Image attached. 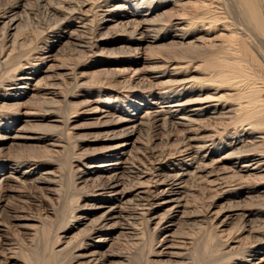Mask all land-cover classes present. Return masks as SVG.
I'll list each match as a JSON object with an SVG mask.
<instances>
[{"label": "bare ground", "instance_id": "bare-ground-1", "mask_svg": "<svg viewBox=\"0 0 264 264\" xmlns=\"http://www.w3.org/2000/svg\"><path fill=\"white\" fill-rule=\"evenodd\" d=\"M4 1L0 7V143L8 131H15L12 141L29 148L0 158V191L7 185L20 186L19 196L25 198L22 203L39 206L43 197L26 189L54 186L47 191L56 199L44 217L31 216L39 226L30 225V232L22 233V244L15 239L13 229L28 220L27 206H0V264H38L41 258H48V264H139L140 256L136 257L140 258L138 263L132 260L133 251L144 255V264H264V0ZM168 7L172 8L167 11ZM107 26L110 36L97 38L96 32ZM196 29L199 34L190 37L189 32ZM59 31L65 32L60 36ZM115 36L120 46L103 53L101 45L112 42ZM55 45L62 46L55 57L47 55ZM144 52L145 61L160 64L148 75L139 74L142 69H131ZM159 53L163 56L153 57ZM96 56L101 59L96 62L101 69L78 74L82 64L90 58L93 64ZM48 60H60L56 68L65 71L61 78L47 74L38 79L31 98L18 103V99L31 95L30 81L35 73L44 71ZM116 64L112 71L102 67ZM190 69V75L181 74ZM94 73V78L85 80V75ZM194 73L204 79L195 81ZM81 88L88 89L92 97L72 104L69 98L78 97ZM96 94L102 107L88 111L101 112L106 120L134 125L99 140L106 146L78 155L70 121L79 117V106L95 103L91 98ZM151 98L155 99L152 104ZM153 104L158 110H150ZM18 106L25 107L24 115L32 121L47 125L15 128L23 118ZM139 110H144L140 118L135 117ZM127 115L135 119L126 120ZM176 118L181 121L170 122ZM137 125L146 129H137ZM178 126L184 129L177 130L180 135L169 148L156 150L147 143L143 149H126L138 130L141 138L147 136L150 142L160 129L169 137ZM205 126L209 130L203 131H210L206 136L191 133ZM120 140H124L122 145ZM22 141L32 144H19ZM214 155H220L217 167L209 163ZM84 157L91 159L92 166L82 176L73 163ZM181 161L184 165L178 169ZM227 161H231L230 166ZM22 165L27 166L24 172ZM185 165H193L188 174L183 171ZM47 167L51 170L43 174L40 170ZM6 172L11 173L3 175ZM213 176L216 178L210 181ZM157 188H164V194L157 193ZM207 188L215 190L213 200L205 196ZM107 189L115 190V204L109 212L83 224L86 217L74 214L82 209L78 206L80 196L90 192L102 195ZM226 194L244 202L237 208L243 213L232 228L235 232L227 230L235 214L224 218L210 214L214 199ZM163 195L168 199L161 201ZM168 203L175 205L156 218L158 209ZM179 207L184 210L183 219L175 223L173 212ZM50 213L58 215V223L52 221ZM155 219L158 222L152 229L150 224ZM117 224L121 231L111 233ZM244 233L248 236L242 237ZM96 237L100 245L89 251ZM43 238L42 253L32 260L25 250L38 247L25 245ZM65 239L68 242H63ZM159 244L183 252L172 253L177 259H157L164 253L156 252ZM115 245L119 246L117 251ZM257 255H261L259 261L251 262L250 257Z\"/></svg>", "mask_w": 264, "mask_h": 264}, {"label": "rangeland", "instance_id": "rangeland-1", "mask_svg": "<svg viewBox=\"0 0 264 264\" xmlns=\"http://www.w3.org/2000/svg\"><path fill=\"white\" fill-rule=\"evenodd\" d=\"M5 4H6V1L3 0V2L0 5V7L4 6ZM171 8L172 7H168V8H166V10L169 11V9H171ZM78 25H80V24H78ZM109 27L110 26L103 27V29L98 30L96 32L97 38L98 37L99 38H102V37L110 36L111 32L108 31V28ZM62 28L65 29V26H63ZM63 32H65V31H61V32L59 31V34L60 33H63ZM106 33H108V35L104 36L103 34H106ZM189 34H190V37H194V36L198 35L199 32L196 29V30L190 31ZM62 35H64V34H62ZM60 36H61V34H60ZM116 37L117 36L113 37L112 42H108L106 45H104L105 43L103 45H101L100 49H104L103 53H109V52L113 51V49L115 47H119L120 46V42L115 41ZM108 38L111 39V37H108ZM161 43H163V42H161ZM135 44H138V42H136ZM54 47H55V49L48 51V52H51V53H48L47 55H51V56L53 55L55 57V55L59 51V48H61L62 46L59 47V45H55ZM160 54L161 53H159L157 55H154L153 57H161V56H163L162 54L161 55ZM39 56H42V55H39ZM108 57H110V56H108ZM146 57H147V54L145 52L144 53H141V55H140V58H142L141 61H139L138 64L133 65L131 67V69H138V70L142 69V70L139 71V74H140V72H143L142 75H144V74L148 75L151 72H153V71H150L152 68L160 65L158 62H155V60L154 61H150V62L145 61V58ZM107 59H109L111 62H116L117 61L116 58H107ZM138 59H139V56H138ZM138 59H136L135 62H138L137 61ZM86 61L87 62H85V63L82 64L81 69L77 70L78 74H84V73H87V72L92 73V72H95V71H98L99 69H101V68H98V67H101V66L100 65H97V63H96V62H101V59H99V57L96 56V60L93 62V64H92V61H93L92 58H90L89 60H86ZM58 64L60 66V60L58 62H56V63H55V61H49V60L46 61V63L43 65V70L44 71L43 72H39L38 71V73H35V78L30 81V85L31 86L28 87V91L31 93V95L23 96L22 98L18 99L17 102L18 103H25L26 101H28L31 98L32 94L35 92V91H31V90H34L36 88L34 86L35 83H36V81L38 79L42 78V77H46L47 74L48 75H53V76H58V78H61L60 77V74H63L65 71H59L56 68V66ZM118 65L119 64H116V65H113V66H111V65H104L102 67H107L108 69H110V71H112V69H115ZM49 67H50L51 70L48 73L47 70H49ZM144 70H149V71L144 72ZM191 71H192V69H190L187 73H181V74L190 75L191 74ZM199 74H196V73L193 74V75H196L195 81H197V82H199L200 80H203L204 79V78H202L203 76H201V77L198 76ZM132 75H133V73L129 74L125 78H128V77H130ZM156 75H159V74L156 73ZM94 76H95V73L93 75H85V80L86 79H90L92 77L94 78ZM101 78H103V77L101 76ZM121 80L123 81L124 79H121ZM58 81L59 80H57V82ZM195 86H199V84H195ZM195 89H196V87H195ZM95 90L98 91V89H95ZM67 92H68V90H66V93L65 94H67ZM73 92H71V93H73ZM87 92H88V89H84V88L78 89L77 90V94H79V96L78 97L69 98V101H71L72 104H74V103L75 104L76 103L77 104H80V103L86 102V100H87L88 97H92ZM73 94H75V93H73ZM98 94H96L97 97L94 96L95 98H91V99H95V103H92L90 106H79V113H78L79 117H74L70 121V128H73L71 130V132L73 134V138L75 140L77 139L76 140L77 143H75V146H76L75 147V152L78 155L79 154H86L90 150H92L93 148L95 149V148H98V147L106 146L107 145L106 143L99 142V140H102V139L107 138V135L109 133L113 132L114 130L124 129V127H126V126L131 127V126L134 125V122H129V121H123V123H118L115 120H113L112 118H108L109 120H106V118L103 119L102 116H100V115H102L101 112H96L97 113L96 114V113H92L93 111H88L90 109L91 110L92 109H96V106H98L100 108L102 107V105L100 103L101 101H99L100 100V96ZM153 101H155V99L154 98H151L150 99L151 104H152ZM17 102H16V100H14V103H17ZM16 108L18 110L19 115L21 117H23V118H21L16 123L15 128H20L22 130V128H25V126L28 127V125H32L33 127H39L40 125H47L48 122L32 121L31 118L26 117V115H24V113L26 112L25 107L18 106ZM150 110L155 111V110H158V108H157V106L155 104H153V106L151 107ZM0 111H2V110H0ZM143 113H144V110H139L137 112V116H135V117H139L140 118V117H142L144 115ZM181 116L182 115H179L178 117L180 118ZM135 117H132V116L129 117L127 115L126 116V120H133V119H135ZM116 120H118L117 117H116ZM100 121H102V122L100 123ZM105 121L108 122V125H103ZM141 121H142V119L139 122H141ZM171 121H172V123H174V121L177 122V123H179L181 120H178V118H176L175 120L174 119H172V120L170 119V122ZM136 124H138V123H136ZM30 128H32V127H30ZM137 129H144L145 130L146 128H143V126L137 125ZM180 129H184V128L179 127V126L176 127L175 132L173 131L169 137L168 136H164V135H166V133L162 129H160L156 133L157 135L155 136V138H153L152 141H150V142L148 141V139H147L148 137L147 136H144L143 138H141V136H140L141 133L138 130V133H136L135 136H133V138L131 140V144L132 145L131 146L128 145L129 147L126 148V149H128L130 151L133 148V146H135L136 148H142L143 147V144L146 145L147 143L149 144V146L151 148H154L156 150L163 149V148H169V144L170 145L173 144L174 141L176 140V138L180 135V134L178 135V131H177V130H180ZM214 129H216V128L215 127H211V130H214ZM172 130H173V128H172ZM203 130H209V129H208L207 126L200 127V128L196 129L195 131H193L191 133H193V134L195 133V135H199V137L206 136V134L208 132L210 133V131H207L206 132V131H203ZM219 131H223V130H219ZM27 133L31 134V131H29ZM14 134H15V131H10V132L8 131L7 134H5V137H3V139H2L3 142L0 143V158L4 157V158L7 159L9 154L23 152V150H26V149L29 148L28 146H25V145H19L18 146L17 145L18 140H17V142H13L12 141V136ZM37 134H39V133H37ZM191 135H189L187 133L185 134V136H191ZM225 136H226V138H225L226 140H230L229 137H228V135H225ZM139 138H140V141H139ZM247 138L248 137H243L242 139L245 140ZM159 139L160 140L162 139L164 141V144L165 145H163ZM123 142H124V140H120L118 143H121L120 145H122ZM19 144L31 145L32 142H30V141H22V142H19ZM166 144H168V146ZM161 146H163V147L161 148ZM236 146H238V143L234 147H236ZM234 147H232V148H234ZM203 154H206V153H203ZM120 156H121V160H122L123 155L120 154ZM219 156L220 155L211 156V160L209 159V163H213L215 167H217L218 165H220L221 162H218ZM231 161H233V160H231ZM231 161L225 162L227 164V166H230L231 165L230 164ZM8 162H10V161H7L6 163L8 164ZM180 163H181V165L177 167L178 169H180L181 166L184 165V162L181 161V162H179V164ZM165 164H166V162L163 163V166H165ZM73 165H74L75 170H81L80 173L82 172L81 173L82 176H85L83 173L89 170V168L92 166V161H91V159H88V158H85L84 157L81 162H79V161L76 162L74 160ZM129 166L130 165H127V167H129ZM192 167H193V165L191 167H190V165H185L184 168H183L185 170H183V171H185L188 174L190 172L189 170H191ZM26 168H27L26 165H22L21 166V171L24 172V170ZM48 170H51V169L49 167H47V168H44V169H42L40 171L43 172V174H44ZM9 173H11V172L3 173V175H6V174L8 175ZM207 173H203V175L205 176ZM32 178H34V177L32 176ZM188 178L189 177H185V179H188ZM215 178H216V176H213V177H210L209 180L211 181V180H214ZM82 186L83 185H80L78 188H81ZM21 188L22 187H20V186H15L14 187V186L7 185V186H4V188L1 189V191H0V206L5 205V204H8L9 206H11L13 208H16V209L20 208L22 205L23 206H27L26 211L28 213L26 215H29V216H27L28 217V220H23V221L20 222V225L22 227H18L17 226V227H15L13 229V235H14L15 239L17 238V242H19L21 240L20 241V244H22V238H23L22 233L27 234L28 232H30V230L32 229V226H30V225H35V224L38 225L39 224L36 220L35 221L34 220H31L30 219L31 216H35L36 218L37 217H44V212L47 211V209L50 207V205L52 206L55 203L54 199H56L55 196H53L49 191H47V190H50V189H54V186H49L48 189H46L47 187H44V189H36L33 186H30L31 189H26V192H28V193H37L41 198L42 197L45 198V201H43V198L41 199V201H42V205L40 204L41 206L40 205L39 206H30L27 203L23 204L22 203V199H25V198H20V196H19V192H22V189ZM221 188H224V186H222ZM121 189H122V187L119 188V190H121ZM163 189L164 188H160V189L157 188L156 191H157V193H159V194L162 195V194H164V193H162ZM168 189H169V187L166 188V190H168ZM209 189L207 188V192H206L205 196H208L209 198H211V200H213V198L216 196L215 195L216 194L215 193V190L212 189L213 190L212 191L210 189L211 191H208ZM114 191H115L114 189H107V190L101 192L102 195H95L92 192H90V194H85L84 193L82 196H80L81 198H80V200L78 202V206L82 207V209L77 210L74 214L77 215V217H81V215H84L86 217V219L85 220L83 219L82 221H83V224H86V222L89 223L92 219H94L95 217H98L101 213H103V212H109L110 209H111V207L115 204V202L113 201V198H114V193L113 192ZM151 191H155V190L152 189ZM218 191H217V193H218ZM261 192H263V191H261ZM152 195L153 196H156V193L155 194L153 193ZM87 197H89V198H87ZM131 197L132 196H130L128 199H130ZM177 197L178 196H173L174 199H176ZM166 199H168V196L167 195H163L160 198L161 201H164ZM241 200H243V199L242 198H237V197H235L233 195H230V194H226V196H224V197L222 195L217 196L216 199H214L213 207L211 208L210 214L212 215V214L216 213L217 215L223 216V218L224 217H227V216H230V215L232 216V215L235 214V216L233 218H231V220L229 221V225L227 226V230L228 231L235 232L232 228L238 222V220L241 217L240 215L243 213L242 211H240V209H237V208H239L240 205H242L244 203V202H241V203L238 202V201H241ZM96 204L98 206H94ZM182 204H184V203H182ZM85 205H87V206L88 205L89 206L91 205V206L90 207H87ZM173 205H175V203H168V205H164L163 207H160L158 209L157 213L155 214V217L157 218L161 214L166 213V210L169 207L173 206ZM234 210H238V211H234ZM183 211L184 210L182 209V207H179L178 209H174V212L173 213L175 215H173V217H174L173 219H174L175 223H179L180 220L183 219L182 218ZM84 212L88 213V215L84 214ZM48 215H50V217H52V221L53 222L58 223V221H55L56 219H59L58 218V215H52L51 213L48 214ZM109 221H107L106 223H110ZM157 222H158V219L153 220V223L150 224V227L153 229L155 227L154 225ZM82 226L83 225H81V227ZM250 226H248V229L251 228ZM176 229H177V227L174 228V231H176ZM76 231H78V230H75L72 233H74ZM120 231H121V229H120V227H119L118 224L116 225V229H114V230L111 229V233H117V234H119ZM167 232H169V231H167ZM18 233H19V236H18ZM71 234H69V235H71ZM165 234H167V233L162 234L161 236H159L158 239L161 240ZM60 235L63 237V236H65V233L62 232V233H60ZM102 235L103 234H101V235H99L97 237L101 238ZM246 236H248V233H244L242 235V237H246ZM97 237L94 238L91 241L92 246H90V250L89 251L95 250L96 247L98 245H100V243H98V241H96V240L99 239ZM42 240L44 242H42ZM63 242H68V240L65 239ZM93 242H95V244ZM44 246H45V240H44V238L41 239V240L39 239V240L35 241L32 245H29V246H26L25 245V247H32V249H35L37 247L38 248H40V247L42 248ZM168 246L169 245L162 246V245L159 244V245H157V247H159L158 249H157V247H155L156 252H158V251L164 252L163 255L161 257L157 258V259H163L164 261H167V260H170V259L171 260L172 259H177V258H172V255H173L172 253L173 252L174 253H180L182 250L181 249H172L173 247H170V246L168 248ZM108 247L109 246H104L102 248L103 249H108ZM115 247H116V251H117V249H119V246H116L115 245ZM41 248L38 249V250L35 249L37 252H39V255L35 254V250H30V252H28V250H25V251H27L25 253L26 254H30L31 255L30 258L32 260H34L37 256H38V258L40 257V255L42 253ZM121 248H122V246H121ZM39 250H41V251H39ZM32 251L34 253V256H32V254H33ZM138 253H139L138 251L137 252L133 251L132 260L134 259L133 262L135 261V262L138 263L139 259L141 258V260H140L141 262H139V264H141V263H143L142 262L143 261L142 260V257L144 259V255H139ZM135 254H137V255H135ZM137 256H140V258H136ZM260 257H261V255H257V256L250 257L252 260H254V261H251V262H253V263L258 262L259 261L258 258H260ZM150 258H153V257H150ZM47 259L41 258L40 260L41 261L42 260L46 261V262L43 261V264L44 263L45 264L46 263L48 264ZM41 261H40V263L37 261L38 264H41ZM109 264H117V263H116V261H114L113 263H109Z\"/></svg>", "mask_w": 264, "mask_h": 264}]
</instances>
